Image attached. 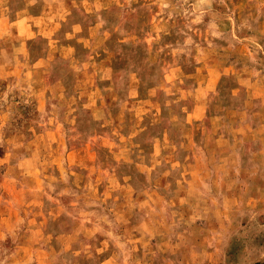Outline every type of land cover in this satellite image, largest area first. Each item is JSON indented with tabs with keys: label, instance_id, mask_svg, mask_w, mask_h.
<instances>
[{
	"label": "rangeland",
	"instance_id": "rangeland-1",
	"mask_svg": "<svg viewBox=\"0 0 264 264\" xmlns=\"http://www.w3.org/2000/svg\"><path fill=\"white\" fill-rule=\"evenodd\" d=\"M0 264H264V0H0Z\"/></svg>",
	"mask_w": 264,
	"mask_h": 264
}]
</instances>
